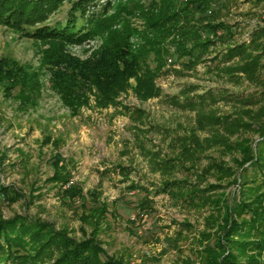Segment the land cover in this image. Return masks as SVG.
I'll use <instances>...</instances> for the list:
<instances>
[{
	"label": "rangeland",
	"instance_id": "obj_1",
	"mask_svg": "<svg viewBox=\"0 0 264 264\" xmlns=\"http://www.w3.org/2000/svg\"><path fill=\"white\" fill-rule=\"evenodd\" d=\"M77 1L49 3L42 23L15 29L0 21V62L39 76L24 105L0 87V187L10 188L0 191V221H12L0 264L244 260L222 237L217 208L226 198L250 202L264 192V181L245 175L264 156V0H211L209 20L231 26L234 37L188 65L167 61L157 98L140 102L129 88L98 108L91 94L73 112L53 89V60H87L110 33L139 31L135 7L152 2L91 0L83 10L91 33L80 43L28 34L65 22ZM239 44L244 51L230 53ZM54 155L70 172L68 192L48 180ZM82 244L81 255L71 251Z\"/></svg>",
	"mask_w": 264,
	"mask_h": 264
},
{
	"label": "trees",
	"instance_id": "obj_2",
	"mask_svg": "<svg viewBox=\"0 0 264 264\" xmlns=\"http://www.w3.org/2000/svg\"><path fill=\"white\" fill-rule=\"evenodd\" d=\"M90 1L76 2L70 17L77 13L80 15L78 19L71 20L69 17L65 22L56 24L54 28H45L42 33L35 30L28 34L69 44L80 43L91 33L92 19L83 12ZM54 2L55 0L33 2L1 0L0 21L15 29L22 26L21 21L27 22L28 25L42 23L46 19L44 16L46 8L49 3ZM212 8L211 0H186L180 6H177L174 0H152L146 7L136 6V13L133 16L142 21L139 31L125 26V30L110 33L101 49L87 60L80 61L76 58L53 60L58 67V70L51 74L53 89L61 96L65 106L73 112L88 105L91 94L95 96V105L98 108H106L119 93L129 88L140 102L157 98L160 92L157 80L165 74L164 68L168 59L173 64L185 66L193 63V59L201 57L212 43L222 40L223 37L225 38L222 41L234 37L231 26L221 21L209 20V14L213 11L209 9ZM132 38L135 39V43L129 42ZM170 46L175 48L172 53L169 51ZM236 47L229 49L230 53L244 51V46L239 44ZM22 71L13 63L0 62V87L9 97L21 101L20 103L24 105L32 94L38 92L39 76L37 73L35 77L30 76L28 72ZM130 80L134 82L132 86L129 85ZM137 112L139 116L142 115L140 111ZM2 161L0 158V165ZM51 164L54 172L48 180L58 185L59 189L68 192L71 189V186H67L70 172L66 169L65 160L54 155ZM246 174L264 181V156L253 161L245 170ZM246 180L247 177L244 178V181ZM0 191L7 194L10 188L0 187ZM220 208L217 210L222 215V237L227 243H234L236 250L244 257V260L234 262L229 256L223 263L264 264V192L250 202L239 200L237 195L226 198ZM101 210L107 212L104 205L101 206ZM11 224L12 221H0V242L7 238ZM232 238L236 240H230ZM219 243L221 245L222 240ZM83 246L84 244L81 247L75 246L71 251L81 255L84 251ZM247 251L253 254L248 256ZM98 258L99 253L96 251V259Z\"/></svg>",
	"mask_w": 264,
	"mask_h": 264
},
{
	"label": "built area",
	"instance_id": "obj_3",
	"mask_svg": "<svg viewBox=\"0 0 264 264\" xmlns=\"http://www.w3.org/2000/svg\"><path fill=\"white\" fill-rule=\"evenodd\" d=\"M169 51L172 53V52L175 51V48H174L173 46H170V47H169ZM168 62L171 63V60L168 59Z\"/></svg>",
	"mask_w": 264,
	"mask_h": 264
}]
</instances>
